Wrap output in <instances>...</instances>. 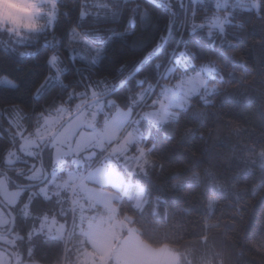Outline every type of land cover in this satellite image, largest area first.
Returning a JSON list of instances; mask_svg holds the SVG:
<instances>
[{"label": "snow or ice", "instance_id": "snow-or-ice-1", "mask_svg": "<svg viewBox=\"0 0 264 264\" xmlns=\"http://www.w3.org/2000/svg\"><path fill=\"white\" fill-rule=\"evenodd\" d=\"M42 2L46 9L35 3L32 8L46 12L43 25L29 16L14 21L9 29L14 37L9 51L20 61L38 55L27 50L32 45L21 29L55 32L60 0ZM128 2L95 0L91 8L82 4L77 24L67 31L66 39L56 35L44 39L42 47L50 49L47 71L28 101L0 108V124L7 122L6 130L0 127V139L8 143L0 165L15 173L14 177L0 172V264H39L37 238L60 244L70 264H110L113 260L121 264L129 243L137 239L136 230L128 227L131 217L117 219L112 201L122 199L132 187L128 176L135 174L134 167L146 174L145 165L151 163L149 155L154 150V145H147L152 130L178 123L196 104L214 103L218 84L213 81L220 72L216 61L186 43L181 46L180 41L168 48V40L174 30L190 35L203 32L210 41L207 47L214 48L216 36L225 34L231 19L229 0H176L183 12L179 23L171 0H147L168 12L166 32L130 70L121 65L119 79L96 76L111 42L125 33L83 26L90 20L96 24L116 19L122 14L120 5ZM201 8L205 15L197 19ZM138 9L139 5L131 9L130 27L135 26ZM20 87L16 79L0 73V92H16ZM133 149L136 154L129 155ZM258 156L264 161V150ZM194 178L199 179L198 175ZM136 188L137 197L146 191L139 184ZM38 201L55 207L36 209ZM215 205V200L207 201L209 211ZM100 207L107 216L97 211ZM92 211L96 214L89 215ZM18 221L27 227L22 229ZM125 228L129 236L122 238ZM74 239L77 246L69 247Z\"/></svg>", "mask_w": 264, "mask_h": 264}, {"label": "trees", "instance_id": "trees-1", "mask_svg": "<svg viewBox=\"0 0 264 264\" xmlns=\"http://www.w3.org/2000/svg\"><path fill=\"white\" fill-rule=\"evenodd\" d=\"M251 1L229 0L231 19L225 25V34L216 36L214 48L207 47L210 41L203 32H172L168 48L180 41L181 46L186 43L193 51H203L216 61L220 72L213 83L218 84V91L211 106L196 104L178 123L152 130L147 139L148 146L154 145L149 155L151 164L146 174L132 175L144 185L147 201L141 208L127 197L118 201L119 216L131 217L130 223L143 241L153 247L169 245L183 261L264 264V161L258 156L264 150V0H257L254 7ZM94 3L60 0L55 32L25 34L26 30H21L32 45L27 50L38 51L35 58L18 60L9 51L14 37L0 35V73L6 72L21 85L16 92H0V108L28 101L31 90L47 71L45 59L50 49L42 47L44 39L53 35L66 39L67 31L77 24L81 5L91 8ZM171 4L179 23L183 12L176 0ZM138 5L135 26L130 27L131 9ZM188 7L191 10V5ZM119 10L122 14L114 20L96 24L90 20L83 26L125 33L111 42L96 76L119 79V67L126 65V71L130 70L166 32L168 12L147 0H129ZM207 11L211 14V4ZM204 15V9H199L197 19ZM0 127L7 129L6 120ZM7 146V139H0V156ZM0 172L15 177L3 165ZM197 175L198 181L194 178ZM209 199L216 201L212 211L207 208ZM35 207L55 205L38 201ZM18 224L22 229L27 227ZM34 245L39 263H67L60 244L37 238Z\"/></svg>", "mask_w": 264, "mask_h": 264}, {"label": "rangeland", "instance_id": "rangeland-1", "mask_svg": "<svg viewBox=\"0 0 264 264\" xmlns=\"http://www.w3.org/2000/svg\"><path fill=\"white\" fill-rule=\"evenodd\" d=\"M159 1H166V0H159ZM5 2L13 4L15 12L17 13L16 15L10 14V16H9L7 23L11 27L14 26V21H21L22 22L26 17H29V16L33 17L34 19H39L43 23H45L47 20L46 12L37 13L35 11V9H33L32 7H26L25 6L27 4L32 5L33 3H35L38 8H45L46 9L47 5L44 4L42 2V0H0V5H2ZM249 3H251V5L254 7L258 4V1L252 0ZM0 23H5L4 17L2 14H0ZM21 30H24V29H21ZM134 154H136L135 149H133V151L129 153V155H134ZM149 160L151 161L150 156H149ZM150 164L151 163H149L148 165H145L146 170L148 168L147 166H149ZM134 172L135 173H141L140 170L138 168H135V167H134ZM128 180L131 182L132 187H130L127 190V193L123 197H127L129 199H132V201H134L135 205L137 207L141 208L145 204V202L147 201L146 200V191L141 197H137L138 189L136 188V185L139 184L144 189H145V187L142 184V182H140L139 179L134 178V176H132V175L128 176ZM116 195H119V193H117ZM137 199H139V201H140L139 204H137ZM118 201H120V200L112 201V206L116 209L117 219H120L124 216H121V217L119 216ZM66 207H67V205H66ZM97 211L99 213H103L105 216L108 215V212L103 207L98 208ZM155 211L159 212V209H157V207H155ZM88 214L89 215H95L96 211L89 212ZM125 216H128V215H125ZM113 223H114V221H113ZM77 224H79V213H77ZM69 225H71V216H69ZM128 227L136 230L135 235H136L137 239H134L129 243L128 249L125 252V254L121 260V264H199V263H193L192 261H189V259H188V261H183L181 259L180 254L178 252H176L169 245L162 246V247H153L150 244H147L145 241H143L141 239L140 235L138 234L136 227L133 224H131L130 221L128 222ZM116 230L121 231L119 227H117ZM128 236H129V232H128L127 228L123 229L122 238L128 237ZM74 242H76L75 239H74ZM73 243L70 244V247H73ZM69 257H71L72 260L75 259V257L73 255H69ZM39 264H41V263H39ZM62 264H64V263L62 262ZM66 264H70L69 260L67 261ZM110 264H116V261L113 260L110 262ZM200 264H214V263H212L211 261L210 262L202 261V262H200Z\"/></svg>", "mask_w": 264, "mask_h": 264}, {"label": "clouds", "instance_id": "clouds-1", "mask_svg": "<svg viewBox=\"0 0 264 264\" xmlns=\"http://www.w3.org/2000/svg\"><path fill=\"white\" fill-rule=\"evenodd\" d=\"M60 3L58 4V7H59ZM26 7H32L31 4H27L25 5ZM0 14L3 15L4 17V21L5 23H0V35H9V36H12V34L9 32V29L12 28L8 25L7 21L9 19V16L10 14L11 15H16L17 13L15 12V9H14V5L11 4V3H8V2H5L3 3L2 5H0ZM59 14H60V9L58 11V17H59ZM28 17H26L25 19H27ZM35 20V23H37L38 25H43L44 23L39 20V19H34ZM58 20V18H57ZM25 34H27V31L25 32Z\"/></svg>", "mask_w": 264, "mask_h": 264}]
</instances>
